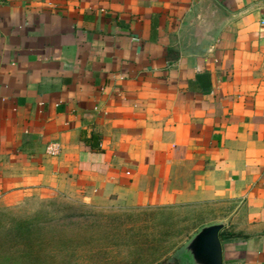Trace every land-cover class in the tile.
Returning a JSON list of instances; mask_svg holds the SVG:
<instances>
[{"label":"crops","instance_id":"obj_1","mask_svg":"<svg viewBox=\"0 0 264 264\" xmlns=\"http://www.w3.org/2000/svg\"><path fill=\"white\" fill-rule=\"evenodd\" d=\"M49 197L194 209L264 264V0H0V207Z\"/></svg>","mask_w":264,"mask_h":264},{"label":"rangeland","instance_id":"obj_2","mask_svg":"<svg viewBox=\"0 0 264 264\" xmlns=\"http://www.w3.org/2000/svg\"><path fill=\"white\" fill-rule=\"evenodd\" d=\"M202 226L184 207L34 199L0 207V264H182L180 249Z\"/></svg>","mask_w":264,"mask_h":264},{"label":"water","instance_id":"obj_3","mask_svg":"<svg viewBox=\"0 0 264 264\" xmlns=\"http://www.w3.org/2000/svg\"><path fill=\"white\" fill-rule=\"evenodd\" d=\"M223 225H203L180 249L182 264H222V249L218 237Z\"/></svg>","mask_w":264,"mask_h":264},{"label":"trees","instance_id":"obj_4","mask_svg":"<svg viewBox=\"0 0 264 264\" xmlns=\"http://www.w3.org/2000/svg\"><path fill=\"white\" fill-rule=\"evenodd\" d=\"M98 140L95 135H91L89 138H82V141L91 149V150H98V143L95 142ZM219 238H221V233L219 234ZM154 264H179L177 260H164Z\"/></svg>","mask_w":264,"mask_h":264},{"label":"built area","instance_id":"obj_5","mask_svg":"<svg viewBox=\"0 0 264 264\" xmlns=\"http://www.w3.org/2000/svg\"><path fill=\"white\" fill-rule=\"evenodd\" d=\"M46 153L50 156H56L59 153V147L57 144H50L46 148Z\"/></svg>","mask_w":264,"mask_h":264}]
</instances>
